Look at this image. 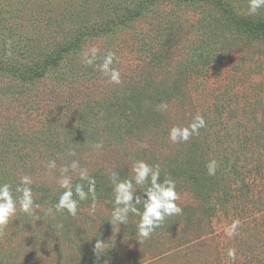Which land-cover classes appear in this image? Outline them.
Masks as SVG:
<instances>
[{"label":"rangeland","instance_id":"rangeland-1","mask_svg":"<svg viewBox=\"0 0 264 264\" xmlns=\"http://www.w3.org/2000/svg\"><path fill=\"white\" fill-rule=\"evenodd\" d=\"M248 5L0 0V181L31 175L41 205L39 218L18 211L0 237V264H264V33L240 30L233 17L264 24V8L250 15ZM93 46L120 57V85L83 63ZM197 112L207 128L173 144L169 129ZM137 159L176 181L183 209L142 243L139 217L116 230L108 222L110 176L130 178ZM73 160L96 179V212L89 200L76 217L48 216L62 191L59 169ZM96 239L107 244L99 256Z\"/></svg>","mask_w":264,"mask_h":264},{"label":"clouds","instance_id":"clouds-1","mask_svg":"<svg viewBox=\"0 0 264 264\" xmlns=\"http://www.w3.org/2000/svg\"><path fill=\"white\" fill-rule=\"evenodd\" d=\"M264 8V0H249V14H256L259 9ZM10 43V42H9ZM83 63L86 66L98 68L104 74L108 82L113 85L122 83L120 69L116 66L120 64V57L115 51L109 50L101 55L98 47H91L82 53ZM99 61V63H97ZM167 104H161L158 109L167 110ZM207 128V121L204 115L197 112L186 125H173L168 132V138L173 144L187 143L194 136L200 135L201 129ZM103 142L95 145L97 150L103 149ZM75 156L74 151L68 153ZM219 167L216 159L207 162V174L216 175ZM48 170H55L57 164L55 160L48 162ZM60 176L57 184L62 191L54 205L50 206L46 215L53 216L57 213H66L76 217L81 210L82 202L91 200L89 211L95 214L97 207L96 179L89 174L86 167H82L76 160L70 164L60 167ZM131 176L121 179L119 173L113 172L110 176L112 183V211L108 222L116 230L118 226H126L130 216L139 217L135 223L136 236L142 243L150 239L167 218L180 215L183 209L178 204L180 193L177 191V184L169 175L162 178L161 167L158 164H150L145 160H134L131 167ZM73 174H78L79 181L73 183ZM34 181L31 175L24 174L19 177L18 182L11 183L6 180L0 181V237L6 234V229L18 211L28 217L39 218L38 210L41 205L35 200L33 191ZM143 188V191L140 189ZM142 209V210H141ZM241 222L233 219L226 230V235L236 237L239 235ZM106 243L101 239L95 240V253L99 256ZM226 257L234 262L237 259V252L234 247L226 250Z\"/></svg>","mask_w":264,"mask_h":264},{"label":"trees","instance_id":"trees-1","mask_svg":"<svg viewBox=\"0 0 264 264\" xmlns=\"http://www.w3.org/2000/svg\"><path fill=\"white\" fill-rule=\"evenodd\" d=\"M233 17L236 18L234 21L240 30H248L253 36H260L264 33V24L258 23L256 19L254 21L253 18L247 19L235 13L233 14Z\"/></svg>","mask_w":264,"mask_h":264}]
</instances>
